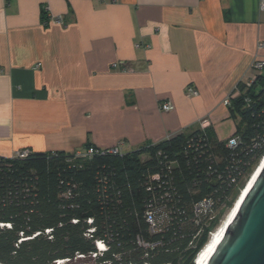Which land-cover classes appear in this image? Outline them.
<instances>
[{"label":"crops","instance_id":"obj_1","mask_svg":"<svg viewBox=\"0 0 264 264\" xmlns=\"http://www.w3.org/2000/svg\"><path fill=\"white\" fill-rule=\"evenodd\" d=\"M259 2L0 0V157L127 152L204 127L227 139L223 99L264 76Z\"/></svg>","mask_w":264,"mask_h":264},{"label":"trees","instance_id":"obj_2","mask_svg":"<svg viewBox=\"0 0 264 264\" xmlns=\"http://www.w3.org/2000/svg\"><path fill=\"white\" fill-rule=\"evenodd\" d=\"M237 88L228 106L235 147L204 127L117 154L0 157V263L193 264L217 223L208 225L209 212L232 205L235 189L264 153V76ZM202 199L211 209L195 222L193 205ZM98 240L106 246L101 253Z\"/></svg>","mask_w":264,"mask_h":264},{"label":"water","instance_id":"obj_3","mask_svg":"<svg viewBox=\"0 0 264 264\" xmlns=\"http://www.w3.org/2000/svg\"><path fill=\"white\" fill-rule=\"evenodd\" d=\"M206 264H264V163Z\"/></svg>","mask_w":264,"mask_h":264},{"label":"built area","instance_id":"obj_4","mask_svg":"<svg viewBox=\"0 0 264 264\" xmlns=\"http://www.w3.org/2000/svg\"><path fill=\"white\" fill-rule=\"evenodd\" d=\"M259 7H260L261 10H264V0H260ZM43 13H44V19L47 22L51 21L52 23H56V24H60V25L64 23V21H63V19L61 17L50 15L46 9H43ZM257 48L258 49L264 48V41H259L257 43ZM113 66H116V63H114ZM252 66L255 69L261 70L262 68H264V60H256V61H254V63H253ZM252 82L247 83L246 84V88H248L251 85ZM188 93L189 94H192V95H195V94H197V91L195 89H193V88L190 87V88H188ZM238 94H239V90L236 89L233 93H230L229 95H227L223 99L222 104L224 106L228 107L231 104L232 98H234ZM245 101L246 102L249 101L248 97L245 98ZM159 107L163 111H171L173 109V104L169 100L160 101ZM238 139H239L238 135H234V134L233 135H230L227 138L226 145L228 147H235L238 144ZM96 152H102V153L107 152V153H111V154L121 153L120 142H118L117 145H115L113 147H109V148H99V149H96L95 148L94 149L92 146H88V147H85L82 150L76 151L74 153V155L76 157H90L93 153H96ZM28 153L29 152L26 151V150L18 151L15 154V156L25 157ZM263 158H264V153L260 157V159L251 167V171L248 174V176L245 177L243 184L241 186H238L236 188L238 190V193L236 194V196H235V198H234V200L232 202V205L230 207H228V208H222L220 211L219 210H216V211H210L209 212V214L207 216L208 225H210V222H212L216 218H217V223L214 224V225H212L211 228L208 230V232H207V239L211 236V234L213 233V231H215L217 229L218 225L221 223V221L225 217L226 213L234 205V203L236 202L237 198L239 197V194L241 193L242 189L248 183V181L250 180V178L252 177V175L254 174V172L256 171V169L258 168V166L260 165V163H261V161H262ZM153 178L154 179H158L159 176L158 175H154ZM231 181L234 182L235 181V178H231ZM210 206H211V203H210V201L208 199H202L201 201L195 203L193 205V216H192V219L195 222H198V219L200 218L201 213L202 212L204 213L208 209H211ZM161 207H163V206L160 205L159 208H161ZM224 211H226V212L223 214L222 212H224ZM146 215H147V220H148V222L150 224L149 229H150L151 232H153V231H155L157 229L156 221H155L154 216H153V210L146 211ZM89 221L90 220H88V222ZM198 234H199V232L196 235H198ZM139 243L142 244L143 246H146V247L147 246H150V243H148V242H142V241L139 240ZM95 244H96V248L98 250V253H101V252H103L106 249L105 244L101 240L96 241ZM189 245L192 246V241L189 242ZM200 249L196 252V254L200 251ZM96 254L97 253H94L93 252L91 254V256L94 257V256H96ZM195 255H194V257H195ZM78 256H81V255H78ZM194 257L192 259V262L194 261ZM61 263H62V260H56L55 261V264H61ZM162 264H168V263H162Z\"/></svg>","mask_w":264,"mask_h":264},{"label":"bare ground","instance_id":"obj_5","mask_svg":"<svg viewBox=\"0 0 264 264\" xmlns=\"http://www.w3.org/2000/svg\"><path fill=\"white\" fill-rule=\"evenodd\" d=\"M264 163V158L262 159L260 165L248 181V183L245 185V187L242 189L241 193L239 194V197L237 198L234 205L229 209V211L226 213V216L223 218L221 223L218 225L217 229L213 231L211 236L208 238L206 243L203 245L201 250L198 252V254L195 256L193 264H206L207 260L209 259L210 255L220 242L226 228L228 227L229 223L231 222L233 216L235 215L243 197L245 196L246 192L248 191L251 183L253 182L255 176L257 175L259 169Z\"/></svg>","mask_w":264,"mask_h":264},{"label":"rangeland","instance_id":"obj_6","mask_svg":"<svg viewBox=\"0 0 264 264\" xmlns=\"http://www.w3.org/2000/svg\"><path fill=\"white\" fill-rule=\"evenodd\" d=\"M144 156H145V155H143L142 157H144ZM237 193H238V190L236 189V190L234 191V194L236 195ZM234 194H233V195H234ZM225 212H226V211H224V212H222V213L224 214ZM223 214H222V215H223ZM225 216H226V215H225ZM80 264H93V263H92V261H89V260H83V261L80 262Z\"/></svg>","mask_w":264,"mask_h":264}]
</instances>
